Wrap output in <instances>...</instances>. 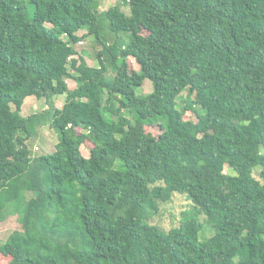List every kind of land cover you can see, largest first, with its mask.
Instances as JSON below:
<instances>
[{
    "label": "trees",
    "instance_id": "obj_1",
    "mask_svg": "<svg viewBox=\"0 0 264 264\" xmlns=\"http://www.w3.org/2000/svg\"><path fill=\"white\" fill-rule=\"evenodd\" d=\"M96 1L0 0V223L22 225L0 264H264V0H121L128 15L101 14L126 36L111 45ZM85 28L95 67L74 49ZM28 97L47 109L23 117ZM44 125L58 142L33 156ZM175 193L192 208L150 224Z\"/></svg>",
    "mask_w": 264,
    "mask_h": 264
},
{
    "label": "rangeland",
    "instance_id": "obj_2",
    "mask_svg": "<svg viewBox=\"0 0 264 264\" xmlns=\"http://www.w3.org/2000/svg\"><path fill=\"white\" fill-rule=\"evenodd\" d=\"M113 6H118L120 10H122L127 15L130 12L129 6L125 5V3H123L121 0H97L95 5V8L97 9V23L99 26L98 36L100 40H102V42L104 41L107 45H111L118 36L124 37L126 39V36H123L122 34L117 36L116 34L110 32L109 21L104 15H101L103 12ZM77 35H86V37L82 38L80 43H76V45H74V49L77 50L79 56L82 55L84 57L89 66H98L97 54L102 50L103 46L96 40L95 35H88V28L78 31ZM129 61L131 62L132 67L138 70V66L134 60L129 58ZM105 65L107 68L106 75L111 76L112 69L107 60H105ZM67 85L69 88H73L75 83L73 81L67 80ZM151 91V82L145 80L142 87L137 90V93L141 95H147ZM184 97L185 93H181L179 95L178 101L181 103ZM52 102L55 107L61 108L64 102V96H55L52 98ZM47 107L48 105L44 100H38L35 97H32L31 99L25 100L24 104L22 105L23 113L21 115L26 117L34 113H40ZM197 110L201 112L199 109ZM184 118L196 121V116L192 112H186L184 114ZM35 131H38L37 137H35L36 132H33L27 142V145L31 147L32 151H35V146L37 147V151H35V153L32 152L34 154L33 156L53 152L55 145L58 142L57 133L48 125H44L39 129L36 128ZM91 146V142L89 141H85V143L81 146L80 150L84 157L88 156L89 148ZM224 172L228 174L232 173V171L226 166L224 168ZM253 175L256 179L261 181V179L258 177V170L255 169ZM190 208H192V204L185 198V196L175 193L172 195L170 201L166 203H159V212L150 220L149 223L158 226L164 231H168L169 229L178 225L180 213ZM198 223L201 226L199 232V241H205L213 235V230L210 228V226H208L205 216L202 214L198 217ZM21 228V221L17 215L12 214L8 216L5 221L0 223V242H4L13 231L21 230Z\"/></svg>",
    "mask_w": 264,
    "mask_h": 264
},
{
    "label": "crops",
    "instance_id": "obj_3",
    "mask_svg": "<svg viewBox=\"0 0 264 264\" xmlns=\"http://www.w3.org/2000/svg\"><path fill=\"white\" fill-rule=\"evenodd\" d=\"M73 87H74V85H73ZM31 98H32V97H28V98H26L25 100H28V99H31ZM24 102H25V101H24ZM23 104H24V103H23ZM54 108H56V109H60V108H57V107H55V106H54ZM46 109H47V108H45V109H43V110H46ZM22 113H23V109H21V114H22ZM34 149H35V151H37V147H36V146H35ZM38 149H39V148H38ZM35 151L33 150L32 152L35 153ZM33 153H32V155H34ZM81 154H82V153H81ZM82 156H83V155H82ZM83 157H84V156H83ZM86 157H87V156H85V158H86Z\"/></svg>",
    "mask_w": 264,
    "mask_h": 264
},
{
    "label": "built area",
    "instance_id": "obj_4",
    "mask_svg": "<svg viewBox=\"0 0 264 264\" xmlns=\"http://www.w3.org/2000/svg\"><path fill=\"white\" fill-rule=\"evenodd\" d=\"M80 43V42H79Z\"/></svg>",
    "mask_w": 264,
    "mask_h": 264
}]
</instances>
